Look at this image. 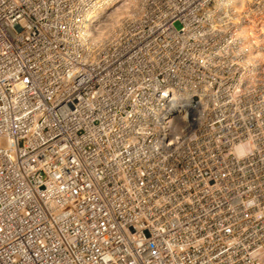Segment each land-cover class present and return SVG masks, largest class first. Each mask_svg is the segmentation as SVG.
<instances>
[{
    "label": "built area",
    "instance_id": "obj_1",
    "mask_svg": "<svg viewBox=\"0 0 264 264\" xmlns=\"http://www.w3.org/2000/svg\"><path fill=\"white\" fill-rule=\"evenodd\" d=\"M245 2L0 0V264H264Z\"/></svg>",
    "mask_w": 264,
    "mask_h": 264
},
{
    "label": "rangeland",
    "instance_id": "obj_2",
    "mask_svg": "<svg viewBox=\"0 0 264 264\" xmlns=\"http://www.w3.org/2000/svg\"><path fill=\"white\" fill-rule=\"evenodd\" d=\"M252 0H246L243 4V8L250 3ZM228 13H237L240 14V8H231ZM240 21L239 16L233 19H230L229 16H224L214 21L208 28L211 29L215 36L218 35H235L239 34L242 37V40L247 42L249 45L257 43L261 46V54L264 56V16L260 21L255 22V19L252 17L249 19L248 23L239 26L237 29H230L232 26L231 22L238 23ZM230 29L229 33H226V30ZM258 73L264 74V63L258 65Z\"/></svg>",
    "mask_w": 264,
    "mask_h": 264
},
{
    "label": "clouds",
    "instance_id": "obj_3",
    "mask_svg": "<svg viewBox=\"0 0 264 264\" xmlns=\"http://www.w3.org/2000/svg\"><path fill=\"white\" fill-rule=\"evenodd\" d=\"M239 158V157H238Z\"/></svg>",
    "mask_w": 264,
    "mask_h": 264
}]
</instances>
